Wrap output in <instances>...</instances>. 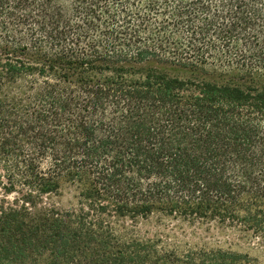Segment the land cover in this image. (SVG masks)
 Listing matches in <instances>:
<instances>
[{
    "label": "trees",
    "instance_id": "trees-1",
    "mask_svg": "<svg viewBox=\"0 0 264 264\" xmlns=\"http://www.w3.org/2000/svg\"><path fill=\"white\" fill-rule=\"evenodd\" d=\"M152 221L264 241V0H0V264H260Z\"/></svg>",
    "mask_w": 264,
    "mask_h": 264
},
{
    "label": "rangeland",
    "instance_id": "rangeland-1",
    "mask_svg": "<svg viewBox=\"0 0 264 264\" xmlns=\"http://www.w3.org/2000/svg\"><path fill=\"white\" fill-rule=\"evenodd\" d=\"M186 76H190L187 74ZM77 192L73 187H66L58 196H51L46 200L49 205H54L59 209H72L76 205ZM140 235L152 237L161 235L170 241L177 244L197 245H233L243 249L264 264V241L261 240H237L235 234L223 233L220 230L212 227L208 230L207 227L200 225L190 226L188 223L180 221H166L163 224L156 221L150 223H142L137 227ZM235 239V240H234Z\"/></svg>",
    "mask_w": 264,
    "mask_h": 264
}]
</instances>
